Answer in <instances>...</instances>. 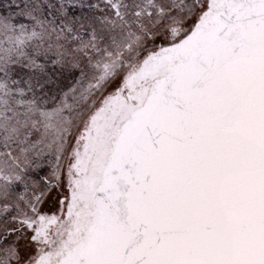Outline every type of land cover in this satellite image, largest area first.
<instances>
[{"label":"snow or ice","instance_id":"snow-or-ice-1","mask_svg":"<svg viewBox=\"0 0 264 264\" xmlns=\"http://www.w3.org/2000/svg\"><path fill=\"white\" fill-rule=\"evenodd\" d=\"M0 264H264V0H0Z\"/></svg>","mask_w":264,"mask_h":264}]
</instances>
